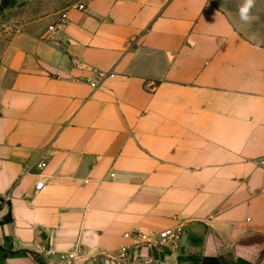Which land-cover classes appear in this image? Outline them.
Masks as SVG:
<instances>
[{"label":"crops","instance_id":"crops-1","mask_svg":"<svg viewBox=\"0 0 264 264\" xmlns=\"http://www.w3.org/2000/svg\"><path fill=\"white\" fill-rule=\"evenodd\" d=\"M242 3L88 0L3 24L0 264H264V0L251 23Z\"/></svg>","mask_w":264,"mask_h":264},{"label":"rangeland","instance_id":"rangeland-1","mask_svg":"<svg viewBox=\"0 0 264 264\" xmlns=\"http://www.w3.org/2000/svg\"><path fill=\"white\" fill-rule=\"evenodd\" d=\"M88 0H12L11 4L6 8L3 6V0H0V14L2 16L3 24L13 20V17L25 13V8L35 6L53 7L65 9L71 6L79 5ZM1 38V37H0Z\"/></svg>","mask_w":264,"mask_h":264},{"label":"built area","instance_id":"built-area-1","mask_svg":"<svg viewBox=\"0 0 264 264\" xmlns=\"http://www.w3.org/2000/svg\"><path fill=\"white\" fill-rule=\"evenodd\" d=\"M76 9L80 10V11H85V6L84 5H79V6H76ZM66 19H67V15L64 14L62 16V19H61V22L60 24L58 25V28H61L62 26L65 25V22H66ZM3 26V21H2V16L0 14V30ZM55 27H51L50 30H54ZM95 74L99 75V79L97 81H90V84H91V87L93 89H97L101 83V81L103 79H105L108 75H104V74H101L99 73L97 70H92ZM46 166V164H43L42 166H40V168H44ZM45 187V183L43 180H40L37 182L36 184V190L41 192ZM130 237L129 235L126 236V238ZM177 238V234L173 231V230H167L165 231L164 233H162L160 235V244H166L169 240H174ZM134 243H133V246H138L140 244H144V243H150L151 242V239L150 237L144 235V234H136L134 236ZM129 251V247H122L121 248V256L122 257H126L127 253ZM75 257V255H71L70 256V259H73Z\"/></svg>","mask_w":264,"mask_h":264},{"label":"clouds","instance_id":"clouds-1","mask_svg":"<svg viewBox=\"0 0 264 264\" xmlns=\"http://www.w3.org/2000/svg\"><path fill=\"white\" fill-rule=\"evenodd\" d=\"M256 0H243L239 7V17L244 23H251L254 17L251 15L252 9L255 7Z\"/></svg>","mask_w":264,"mask_h":264},{"label":"water","instance_id":"water-1","mask_svg":"<svg viewBox=\"0 0 264 264\" xmlns=\"http://www.w3.org/2000/svg\"><path fill=\"white\" fill-rule=\"evenodd\" d=\"M12 0H3V6L8 7L11 4Z\"/></svg>","mask_w":264,"mask_h":264}]
</instances>
